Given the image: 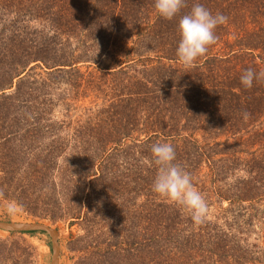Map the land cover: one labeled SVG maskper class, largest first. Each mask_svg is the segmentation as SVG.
Returning a JSON list of instances; mask_svg holds the SVG:
<instances>
[{
  "label": "trees",
  "instance_id": "trees-1",
  "mask_svg": "<svg viewBox=\"0 0 264 264\" xmlns=\"http://www.w3.org/2000/svg\"><path fill=\"white\" fill-rule=\"evenodd\" d=\"M198 2L228 19L186 68L179 17L158 16L154 0H0L17 49L0 65V195L32 217L77 224L75 264H264V77L240 82L264 72V0ZM26 18L48 24L51 40L29 35ZM111 41L112 61L96 67L123 76L125 97L56 124L50 85L76 71L80 52L91 59L102 50L90 46ZM40 46L45 56L31 52ZM44 140L54 143L42 149ZM160 142L205 197L203 223L152 191Z\"/></svg>",
  "mask_w": 264,
  "mask_h": 264
},
{
  "label": "rangeland",
  "instance_id": "rangeland-1",
  "mask_svg": "<svg viewBox=\"0 0 264 264\" xmlns=\"http://www.w3.org/2000/svg\"><path fill=\"white\" fill-rule=\"evenodd\" d=\"M26 31L29 35H37L42 41H50L52 33L48 30V24L39 20L26 18ZM8 28V27H7ZM2 26H0V65L9 63L12 58L11 51H17L14 47V43H8L9 32L5 34L2 32ZM45 43V42H44ZM111 43L105 45L90 46L91 50H102V52L95 53L91 51L92 60L86 58L89 54L80 52L78 56L82 57L75 65L76 71L71 74H66L64 80L58 84H52L50 87L54 90L52 102V114L51 119L55 123H60L62 120H66V116L72 115V119H78L82 122L84 118L92 117L96 112L108 106L116 99H122L125 97V86L122 81V75H113L103 69L96 67L98 62L108 63L112 61L116 49ZM72 49H68L69 54ZM34 51L42 52L44 55V46H40L39 49H33ZM108 51V52H105ZM68 54V55H69ZM47 55V54H46ZM154 54H151V56ZM25 59V58H24ZM40 61L32 62L26 67V70L22 73L23 76L27 71L30 73L29 68ZM96 63V64H94ZM7 69H9L7 67ZM72 70V69H71ZM78 70V71H77ZM39 73L40 69L36 68L31 73ZM65 75V74H62ZM45 75L42 74V77ZM17 78L14 80V82ZM38 96H36L37 98ZM42 98H37V102L34 104V108H41ZM70 107V108H69ZM77 120V121H78ZM58 126V125H56ZM59 135V134H58ZM58 137L55 141H58ZM49 140H44L41 144L42 149H48L47 144ZM54 158H61L57 151L52 153ZM6 170V169H5ZM0 171V185L3 181L5 174ZM1 187V186H0ZM10 204L16 206L14 213L9 214L7 207ZM0 220L13 221V222H42L50 225L52 228L58 231L59 241V264H75L77 254L74 252L75 243L73 238L77 233H81L79 226L74 224L70 226L68 222H60L52 224L48 220L32 217L22 211L16 201L9 199H3L0 195ZM254 236H251L253 239ZM51 257V241L50 237L43 232H27V233H8L0 230V264H50Z\"/></svg>",
  "mask_w": 264,
  "mask_h": 264
},
{
  "label": "clouds",
  "instance_id": "clouds-1",
  "mask_svg": "<svg viewBox=\"0 0 264 264\" xmlns=\"http://www.w3.org/2000/svg\"><path fill=\"white\" fill-rule=\"evenodd\" d=\"M185 7L186 0H154V9L158 16L166 20L179 17L176 55L181 65L190 68L198 58L208 52L209 46L217 42L215 30L227 23L228 18L219 13L214 15L198 0H194L190 10L182 14ZM262 77L264 72L257 73L248 69L241 74L240 82L245 88H251L254 81ZM151 154L157 166L152 191L160 198L186 210L195 224L203 223L208 213V203L194 186L191 174L180 164L175 163L176 152L173 145L168 142L153 144ZM15 210L14 204L7 207L9 214Z\"/></svg>",
  "mask_w": 264,
  "mask_h": 264
},
{
  "label": "water",
  "instance_id": "water-1",
  "mask_svg": "<svg viewBox=\"0 0 264 264\" xmlns=\"http://www.w3.org/2000/svg\"><path fill=\"white\" fill-rule=\"evenodd\" d=\"M0 230L8 233L43 232L50 237L51 257L50 264H59L58 231L42 222H13L0 220Z\"/></svg>",
  "mask_w": 264,
  "mask_h": 264
}]
</instances>
